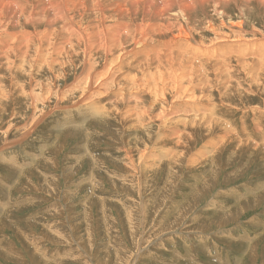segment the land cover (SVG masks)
I'll return each instance as SVG.
<instances>
[{
	"label": "rangeland",
	"instance_id": "rangeland-1",
	"mask_svg": "<svg viewBox=\"0 0 264 264\" xmlns=\"http://www.w3.org/2000/svg\"><path fill=\"white\" fill-rule=\"evenodd\" d=\"M263 6L246 8L251 11L250 21L262 31ZM212 13L211 9L198 11L191 19L196 15V20H203ZM53 17L51 12L50 22ZM223 27L221 30L229 34L239 30L227 24ZM201 30L200 34L209 36L208 30ZM243 32L247 38L253 37L254 32ZM260 39L254 48L262 55L264 42ZM3 44L0 41V46ZM239 48L227 47V57L233 63L252 60V53H247L252 48ZM218 56L222 57L219 52ZM236 62L232 65L236 75L233 86L239 90ZM36 71L42 74L39 83L34 82L36 86L51 87L54 73ZM73 72L70 69L67 73V87L74 82L77 71ZM218 72L228 79L229 74L221 68ZM0 77L4 79L1 89L10 87L11 82H29L26 75L14 83L5 75ZM34 89L44 93L40 87ZM243 94L245 107L237 97L234 102L215 97L223 128L212 140L209 137L189 152L196 161L193 166L164 160L158 167L139 171L137 181L123 170L124 148L112 137L118 133L116 116L92 113L91 106L77 107V99L64 102L65 109L60 111L47 110L45 120L27 135L29 122L22 121L26 114L22 102L12 109L19 118L5 109L7 114L0 115V264H264V113L257 108L264 96L257 99L255 94ZM113 100L112 104L117 102ZM34 101L39 110L57 104L55 97L48 101L51 105ZM31 113H35L33 109ZM212 115L205 111L203 117L209 121ZM172 116L182 130L181 118H199L184 112H172ZM164 133L170 135L168 129ZM226 133L231 140L254 147L263 158L254 150L251 159L246 153L228 158L225 151L214 159L225 143L221 138L229 139ZM173 155L170 152L171 158Z\"/></svg>",
	"mask_w": 264,
	"mask_h": 264
},
{
	"label": "bare ground",
	"instance_id": "bare-ground-1",
	"mask_svg": "<svg viewBox=\"0 0 264 264\" xmlns=\"http://www.w3.org/2000/svg\"><path fill=\"white\" fill-rule=\"evenodd\" d=\"M159 1L0 0V41L4 43L0 46V74L13 83L23 75L29 78L28 84H15H19L17 88L12 82L10 87L0 88V115L3 116L1 113L5 114L7 109L11 116L19 118L18 112L12 109L22 102L20 105L24 106L26 114L21 118L29 122L28 135L45 120L48 111H60L65 109L62 107L64 102L74 103L78 99L77 107L91 106L92 113L118 118L119 125H115L118 133L112 137L114 140L117 137V144L124 148L126 167L123 170L132 175V180L137 181L142 169L158 167L164 160L174 165L193 166L196 161L189 152L209 137L212 140L223 128L217 116L215 97L230 102L238 98L241 107H245L243 92L255 94L257 99L264 96V54H258L262 51L254 48L260 38L264 42V31L250 21L251 11L246 10L251 5L261 7L264 2L161 0L159 6ZM203 9H211L213 13L203 20L201 17L196 20V15V21L191 19L193 13ZM51 12L54 17L50 22ZM231 13L238 14L232 17ZM212 16L219 17V21L213 20ZM225 24L239 30L229 34L221 30ZM17 27L22 31L14 33L12 30ZM58 27L62 30H57ZM199 29L208 30L210 37L200 34ZM242 30L254 32L253 37L247 38ZM229 45L246 50L252 48L247 52L252 53V60H235L240 71L239 90L233 86L236 75L232 65L235 62L227 57ZM260 49L264 50V44ZM256 57L263 62H257ZM220 68L221 72L229 74L228 79L220 75ZM38 69H46L44 74L54 73L50 78L51 87L46 84L36 86L34 82L42 75L36 73ZM70 69L77 73L73 72L74 82L67 87L65 78ZM3 80L0 77V85ZM34 87L42 88L44 93L34 92ZM53 97L57 104L52 109L39 110L34 105L35 99L42 105L45 102L51 105L48 101ZM114 98L117 102L112 104ZM246 98H249L248 94ZM257 108L264 113V100ZM32 109L35 113L30 116ZM205 111L208 115L213 114L209 121L203 117ZM172 112L195 114L199 118H181L182 130L177 120L172 119L175 118ZM165 129L170 135L164 133ZM226 136L229 139L221 138L225 143L219 145L214 159L224 151L228 152V158H239L244 153L249 158L254 150L263 158L254 147L231 140L228 133ZM113 141L110 143L116 145ZM159 150H165V153ZM170 152L174 153L172 158ZM260 152L263 154L262 150ZM165 154L167 158L163 157Z\"/></svg>",
	"mask_w": 264,
	"mask_h": 264
}]
</instances>
